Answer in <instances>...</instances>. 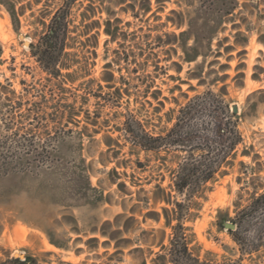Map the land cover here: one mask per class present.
Listing matches in <instances>:
<instances>
[{"label":"rangeland","instance_id":"obj_1","mask_svg":"<svg viewBox=\"0 0 264 264\" xmlns=\"http://www.w3.org/2000/svg\"><path fill=\"white\" fill-rule=\"evenodd\" d=\"M16 1L17 10L23 7L24 11L20 15L18 31L8 9L0 2V82L6 86H0V138L16 129L21 134H34L39 139L48 134L59 135V151L66 155V159H70L73 153L77 154L82 143V153L90 162L91 182L103 191L106 201L92 205L75 199V202L68 201V204H73L71 206L62 205L59 199H65L68 185L65 174L60 171L43 170L0 177V264L8 263L13 257L25 259L27 255H32L41 264L139 263L136 254L129 252L130 248L111 257L116 250L114 244L106 247L103 244L106 237L93 233L91 229L96 225L100 227L105 220H113L123 212L124 201L127 206L136 202L130 200V195L122 193L112 178L119 182L126 180L132 190L142 187L144 192L141 195L147 197L152 195L157 183L167 187L171 178L154 153L131 150L129 144L125 145L119 128L123 126L126 115L133 113L149 129L161 132L173 124L166 115L171 108L184 105L189 98L207 89L218 92L222 88L227 92L225 98L231 107L238 104L240 116L237 118L243 142L238 146L234 164L227 168L228 172L210 183L207 198L198 199L201 207L195 210L196 216L187 225L191 227L190 232L195 234L194 244L200 247L202 256L212 251L219 261L240 259V264H264V246L259 252L243 255L228 229L217 224L221 218L235 217L237 200L248 203L252 185H264V4L261 0H240L248 5L238 8L232 21L226 22L210 42L207 37H185L189 47L195 45L196 38L203 46H199V49L205 55L200 54L192 61L182 59L185 55L182 47H178L177 53H167L170 45L159 43L155 37L161 35L163 39H168L165 33L174 30L179 33L187 29L193 0H151L152 11L148 14L140 10V6L136 7L135 11H141L139 17L133 15V10L125 9L126 3L119 5L115 3L116 0H106L86 20L92 22L100 19L101 22L100 26L92 24L89 35H84L86 27L82 22V12L90 0H77L72 7V27L76 30L72 36L77 39L74 41L75 47L69 51L75 54L77 62L73 69L78 71L75 82L65 83L67 91L64 101L80 110L81 114L78 116L79 122H70L69 125H60L53 120L56 100L51 95L57 97L58 87L47 79V73L30 50V43L34 40L32 35L43 30L41 21L48 22L62 0ZM197 4V1H193L194 6ZM173 9L186 16L185 24L180 29L168 22L167 17ZM109 13L113 30L116 29L115 18H121L119 37H143L145 34L153 37L157 44L155 52L162 60L159 64L163 66L155 72L150 61L145 72H133L135 64L115 62L112 66L115 75L113 84L121 87L123 92L116 105L108 103L104 97L94 96L96 93L110 97L109 93L115 90V87H108L103 79L107 70L105 64L115 57V49L119 46L105 32L107 24L104 21ZM235 23L239 25L238 28L234 27ZM92 35L97 37L98 46L82 45L81 40ZM88 43H93V40ZM129 44L137 51L133 41ZM189 52L194 53L192 50ZM173 61L182 64L180 71ZM149 72L155 76L156 83H152L148 77L144 79V74ZM194 75H202L203 83ZM147 84L153 85L152 89L161 90L162 103L151 95L147 98L143 95ZM13 90L16 96H13ZM43 95L50 97L48 103ZM83 100L85 104L82 106ZM13 121V125H10L13 128L10 129L8 125ZM109 135L121 145L115 144L114 149L108 150L106 143L112 142ZM243 151L249 154H243ZM138 159L144 162V168L137 166ZM103 161H109L108 165H104ZM118 161L121 166H117ZM167 164L171 165L170 158ZM115 166L119 174L110 173ZM131 179H136L140 186L130 185ZM134 197H137V193H134ZM159 206H155L153 200L148 206L144 204L141 212L136 214L140 229L125 237L136 239L142 236L148 241L154 236L159 237L164 218L160 222L150 218L143 221L147 211L159 209ZM143 229L151 233L142 235ZM166 230L167 233L171 231L170 228ZM50 236L66 241L68 248L57 247L51 243ZM77 237L82 240L76 242ZM90 237H99L100 242H92L90 248L86 244ZM149 243L143 242L141 245L147 248ZM165 243H168L167 237ZM152 248L158 250L156 246Z\"/></svg>","mask_w":264,"mask_h":264},{"label":"trees","instance_id":"obj_2","mask_svg":"<svg viewBox=\"0 0 264 264\" xmlns=\"http://www.w3.org/2000/svg\"><path fill=\"white\" fill-rule=\"evenodd\" d=\"M193 1H197L198 4L194 6ZM193 1L190 3L193 10L188 16L189 27L187 29L181 30L179 33L175 30L165 33L168 39H163L161 35L155 37L159 43L170 45L167 53L172 51L177 53L178 47H182L185 53L182 59L185 61L195 60L200 54L205 55V53H201L202 49H199V46H203L198 38L195 39V45L189 47L185 37H207L210 42L211 37L216 36L226 22L232 21L238 8L248 5L247 3L242 4L240 0ZM0 2L8 9L14 27L18 31L21 25L20 15L24 14L23 7L17 10L16 0H0ZM76 2L77 0H62L50 20L48 22L41 21L43 30L32 35L34 40L30 43L32 56L47 73V79L58 87L57 97L52 94L51 98L56 100V115L53 120L60 125L79 122L78 116L81 114L80 110H76L64 101L67 91L65 83L75 82L78 71L73 69L77 62L75 54L69 51L75 47L74 41L77 39L72 36V33L76 31L75 27H72L74 21L72 7ZM105 2L106 0H90V3L85 5L82 12V22L86 27L84 35H89L93 23L100 26V19H94L92 22H86V20L90 19L99 5L102 6ZM115 3L119 5L126 3L125 9L133 10L135 17H139L141 12L135 11L137 6H140V10L146 14L152 11L151 0H116ZM261 3L264 4V0H261ZM167 19L168 22H172L173 26L180 29L185 24L186 16L173 9ZM115 21L116 29L114 30L111 28L114 24L110 13L104 21L107 24L106 34L111 36V41L119 44L115 49V57L105 64L107 70L103 79L107 82L108 87H115L113 84L115 75L112 71L115 62L135 64L133 72H145L150 61L153 62L155 72L163 68L159 64L162 60L155 52L157 44L153 37H150L149 34H145L143 37H119L121 31L118 25L121 18L116 17ZM234 27L238 28L239 25L235 23ZM90 40H93V43H88ZM130 41H133L135 48H138L137 51L130 46ZM81 43L86 47L91 45L96 48L98 39L95 35L87 36L86 40H81ZM122 49L124 53H122ZM191 50L194 53H190ZM165 60L169 59L165 58ZM173 64L178 71L181 70V63L173 61ZM144 75V79L148 77L152 83H156L152 72ZM194 76L200 78V82L203 83L202 75ZM0 86L6 87L1 82ZM152 88L153 85L147 84L143 95L146 98L151 95L162 103L160 101L161 90ZM124 90L128 92L127 89ZM12 93L13 96H16L14 90ZM226 94L227 92L223 88L218 92L207 89L189 98L184 105L171 108L166 115L173 124L161 132L149 129L148 125L133 113L126 115L123 126L119 128L125 139L124 144H129L131 150L139 149L146 153H154L162 162L160 166L169 172L171 182L167 187L162 183H157L152 195L147 197L141 195L144 192L142 187L132 190L126 180L119 182L116 178H112V182L118 183L122 193L130 195V200L136 202L127 206L124 201L123 212L118 213L113 220H105L100 227L96 225L91 229L93 233H100L106 237L103 241L106 247L114 244L116 250L111 254V257L124 253L125 248H130L129 252L136 254V258L139 260L137 264H149V261L151 264H240V259L219 261L214 258L215 254L212 251H207L205 256H202L200 247L194 244L195 234L190 232L191 227L187 225V222L196 216L195 210L201 207V202L198 199L207 198L211 190L210 183H214L228 172L227 168L234 164L237 148L243 142L238 125L239 119L232 110L231 103L226 100ZM43 96L45 102L48 103L50 97ZM94 96L104 97L108 103L116 105L119 98L123 96V92L121 87H115V90L109 93L110 97L96 93ZM8 99H12V97ZM84 104L85 100L81 105ZM46 114L49 115V113ZM13 115H15V110ZM13 123L14 121L8 126ZM83 134L81 133V135ZM86 134L91 136L89 133ZM60 138L59 135L48 134L43 139H39L34 134H21L19 129L0 138V177L13 173L60 171L65 174L68 185L64 193L65 199H59L62 205L71 206L73 204H68V201L74 200L75 202V199L92 205L106 201L103 191L93 186L91 182L90 162H87V157L82 153V143H80L78 152L76 151L77 154L73 153L70 159H66V155L59 151ZM109 138L112 142L115 140V143L107 141L108 150L114 149L115 144L121 145L110 135ZM163 152L165 155H162ZM243 154L248 155L249 152L243 151ZM169 158L171 165L167 164ZM108 163L109 161H103L106 166ZM120 164L118 161L117 166H121ZM117 166L113 167L110 173L119 174ZM137 166L144 168V162L138 159ZM125 174L127 175L126 172ZM130 185L140 186L136 179H131ZM252 186L253 190L247 204H243L241 199L235 202V217L221 218L217 223L221 228H225L224 223L228 220L236 224L234 229L230 228L228 231L243 255L259 252L264 246V185ZM134 193H137V197H134ZM151 200L155 206L160 205L159 209L147 211L143 221L150 218L160 222L164 218V227L159 229L161 235L154 236L150 241L142 236H138L136 239L125 237L126 234L135 233L140 229V222L136 214L141 212L144 204L148 206ZM71 217L75 219L73 215ZM167 228L171 230L169 233H167ZM75 230L78 231V229ZM149 233L151 232L144 229L141 231L142 235ZM166 237L168 243H165ZM81 240V237H77L75 241ZM146 240L150 243L147 248H144L141 244L143 242L147 244ZM50 241L59 248H68L66 241L51 236ZM94 241L100 242V238L90 237L86 244L92 248L91 243ZM152 246L158 247V250H154ZM6 264L41 263L32 255H27L25 259L13 257Z\"/></svg>","mask_w":264,"mask_h":264},{"label":"water","instance_id":"obj_3","mask_svg":"<svg viewBox=\"0 0 264 264\" xmlns=\"http://www.w3.org/2000/svg\"><path fill=\"white\" fill-rule=\"evenodd\" d=\"M232 110L237 114V117L240 116V114H239V107H238V104H236V103L233 104V105H232ZM224 225H225V227H226L227 229H230V228L234 229V228L236 227V224L233 223V222H231V221H226V222L224 223Z\"/></svg>","mask_w":264,"mask_h":264}]
</instances>
